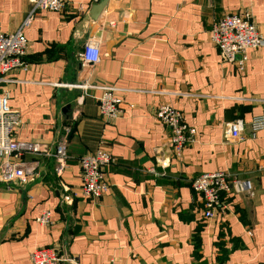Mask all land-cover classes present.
<instances>
[{"label":"crops","instance_id":"crops-1","mask_svg":"<svg viewBox=\"0 0 264 264\" xmlns=\"http://www.w3.org/2000/svg\"><path fill=\"white\" fill-rule=\"evenodd\" d=\"M96 0H66L61 12L37 11L23 27L26 68L0 85L20 119L16 138L40 148L24 154L32 172L25 185L0 184V264H31L50 248L81 264H264V49L248 50L243 73L221 61L210 40L220 18L247 12L264 37V0H108L97 21L81 23ZM28 0H0V34L17 31ZM96 41L100 61L82 66L83 42ZM81 66V67H80ZM111 86L122 114L105 122L100 91ZM161 104L180 111L195 129L180 157L170 132L155 118ZM240 120L241 138L227 125ZM66 147L57 163L53 150ZM107 150V193L81 196L78 158ZM226 172L250 183L227 195L224 212L202 214L191 181ZM49 212V225L36 219ZM67 264V263H62Z\"/></svg>","mask_w":264,"mask_h":264},{"label":"built area","instance_id":"built-area-1","mask_svg":"<svg viewBox=\"0 0 264 264\" xmlns=\"http://www.w3.org/2000/svg\"><path fill=\"white\" fill-rule=\"evenodd\" d=\"M31 5L29 15L22 26L12 34H0V85L10 82L7 79L13 71L26 68L27 40L23 35V27L29 26L32 15L37 11L61 12L66 0H28ZM210 40L214 44L222 62L234 65L243 73L247 65V51L264 49V37L257 31L247 12H234L220 18L210 30ZM96 41H88L78 53L82 66L93 68L100 61ZM78 89H96L100 91L98 114L105 122H111L122 114L121 100L115 95L111 86L75 85ZM8 93L0 92V184L25 185L32 172L30 166L22 160L24 154H37L39 146L30 142H19L16 138L20 127L19 115L8 106ZM156 120L170 132L172 151L180 157L186 146L194 141L196 131L188 127L180 111L169 104H161L155 112ZM252 134L264 129V112L250 122ZM243 124L240 120L227 125L231 139L241 138ZM59 165L63 166L67 159L66 147L58 143L53 154ZM80 170V187L78 192H69L64 201L70 203L73 197L81 196L87 200L97 201L108 191L105 169L114 163L111 154L103 148L78 158ZM242 186L249 195L250 183L239 182L226 172L203 174L191 181V190L196 193L202 203V214L205 219H212L216 212L222 213L227 206V195L233 187ZM50 214L43 212L36 222L49 225ZM31 264H81L79 259L67 255H59L50 248L34 250L30 256Z\"/></svg>","mask_w":264,"mask_h":264},{"label":"water","instance_id":"water-1","mask_svg":"<svg viewBox=\"0 0 264 264\" xmlns=\"http://www.w3.org/2000/svg\"><path fill=\"white\" fill-rule=\"evenodd\" d=\"M108 0H96V4L92 6L88 14L84 17L81 27L82 29L87 25L89 21L95 22L105 8ZM86 42H83L85 45ZM81 67V66H80Z\"/></svg>","mask_w":264,"mask_h":264}]
</instances>
